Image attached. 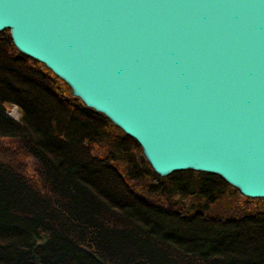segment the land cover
<instances>
[{
    "label": "water",
    "instance_id": "1",
    "mask_svg": "<svg viewBox=\"0 0 264 264\" xmlns=\"http://www.w3.org/2000/svg\"><path fill=\"white\" fill-rule=\"evenodd\" d=\"M6 29L157 173L264 198V0H0Z\"/></svg>",
    "mask_w": 264,
    "mask_h": 264
},
{
    "label": "trees",
    "instance_id": "2",
    "mask_svg": "<svg viewBox=\"0 0 264 264\" xmlns=\"http://www.w3.org/2000/svg\"><path fill=\"white\" fill-rule=\"evenodd\" d=\"M60 89L0 31V137L39 162L48 190L0 159V264H264V207L209 215L232 187L223 177L160 175L136 139Z\"/></svg>",
    "mask_w": 264,
    "mask_h": 264
},
{
    "label": "rangeland",
    "instance_id": "3",
    "mask_svg": "<svg viewBox=\"0 0 264 264\" xmlns=\"http://www.w3.org/2000/svg\"><path fill=\"white\" fill-rule=\"evenodd\" d=\"M4 32L11 35L10 30L6 29ZM34 59V58H33ZM39 65L49 69L54 77H56L58 86L61 88L60 90H66L68 87L71 88L73 95L74 91L72 87L67 83L64 79L58 76L53 70H51L47 65L37 59H35ZM76 97V96H75ZM10 114L15 117L19 118V110L17 107L10 108ZM117 126V125H116ZM120 128V127H119ZM144 152V151H143ZM145 155V154H144ZM146 156V155H145ZM147 158V157H146ZM0 159L6 160L9 164L13 165L17 171H21L29 180L30 182L37 187L39 190L43 192H47L43 180V174L41 172V166L39 162L33 158H31L25 148L22 147L19 141H14L9 138H1L0 137ZM40 170V171H39ZM161 175V174H160ZM231 185V184H230ZM231 189L228 190L226 196L223 199L218 201L216 204H213L208 211L209 215L212 216H227L230 214H236L247 207L248 209L254 210L257 208L264 207V198H251L236 188L235 186L231 185ZM239 190V194L234 192V188ZM245 211V210H244ZM241 213V212H240Z\"/></svg>",
    "mask_w": 264,
    "mask_h": 264
}]
</instances>
